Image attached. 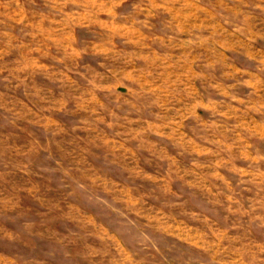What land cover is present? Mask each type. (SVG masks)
Returning <instances> with one entry per match:
<instances>
[{"label": "rangeland", "instance_id": "obj_1", "mask_svg": "<svg viewBox=\"0 0 264 264\" xmlns=\"http://www.w3.org/2000/svg\"><path fill=\"white\" fill-rule=\"evenodd\" d=\"M0 264H264V0H0Z\"/></svg>", "mask_w": 264, "mask_h": 264}]
</instances>
